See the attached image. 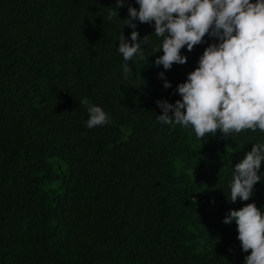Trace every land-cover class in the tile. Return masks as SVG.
Segmentation results:
<instances>
[{
	"label": "trees",
	"instance_id": "trees-1",
	"mask_svg": "<svg viewBox=\"0 0 264 264\" xmlns=\"http://www.w3.org/2000/svg\"><path fill=\"white\" fill-rule=\"evenodd\" d=\"M114 5L0 0V264H243L222 220L250 202L264 211L261 182L249 201L226 200L232 166L264 133L198 139L158 122L155 101L179 99L208 37L164 70L152 26L136 22L148 46L125 74L117 40L132 29L127 5L106 22ZM84 97L111 122L88 129Z\"/></svg>",
	"mask_w": 264,
	"mask_h": 264
},
{
	"label": "clouds",
	"instance_id": "clouds-1",
	"mask_svg": "<svg viewBox=\"0 0 264 264\" xmlns=\"http://www.w3.org/2000/svg\"><path fill=\"white\" fill-rule=\"evenodd\" d=\"M115 0L110 7L107 21L118 10L126 7L127 16L120 21L132 29L128 38L122 30L118 35L116 50L121 55L122 70H132L128 61L134 57L143 59L142 45L148 46L147 35L139 36L136 22L152 26L159 40L153 64L168 70L172 65H183L187 57L181 49L190 52L194 46H207L199 55L195 68L186 74V79L176 85L179 99L169 103L157 99L161 110L156 115L158 122L191 126L196 138L206 133L221 134L231 138L244 129L264 133V0ZM122 29V28H121ZM163 87L171 83L158 73ZM86 106L88 129L110 123L109 114L88 98H81ZM171 112V115H169ZM264 142L252 144L250 151L232 166L229 195L226 200L235 203L249 201L254 195L257 182L264 183ZM259 172V174H258ZM254 202L243 204L238 209H229L223 217L225 224L235 223L236 239L243 257V264H264V211ZM250 250V251H249Z\"/></svg>",
	"mask_w": 264,
	"mask_h": 264
}]
</instances>
